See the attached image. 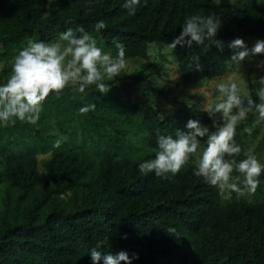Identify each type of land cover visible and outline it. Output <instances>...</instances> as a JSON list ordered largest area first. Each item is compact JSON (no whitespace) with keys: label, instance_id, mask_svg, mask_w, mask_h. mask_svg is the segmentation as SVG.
I'll return each mask as SVG.
<instances>
[{"label":"trees","instance_id":"obj_1","mask_svg":"<svg viewBox=\"0 0 264 264\" xmlns=\"http://www.w3.org/2000/svg\"><path fill=\"white\" fill-rule=\"evenodd\" d=\"M124 2L0 0V84L6 74L1 66L28 39L54 42L69 28L80 35L76 30L83 27L114 56L115 39L125 46V59H148L152 44L171 46L186 18L214 16L222 23L216 36L222 50L213 41H205L206 50L195 43L171 46L184 85L228 73L234 64L228 45L235 38L249 49L252 39H264V0H140L135 15ZM101 20L106 28L97 32ZM74 92L69 86L59 96L51 93L35 125L0 123V264H93L89 249L97 241H103L102 255L138 254L132 264H264V201L235 192L225 200L194 174V156L168 178L139 172L141 162L154 158L158 134L174 136L190 119L212 125L203 107L183 102L163 116L148 92L132 101L118 84L106 94L114 100L113 115L96 109L81 114L87 105ZM249 95L259 102L255 89ZM51 116L62 134H45ZM255 120L251 113L237 126V161L249 152L243 129ZM135 139L144 143V152ZM39 153H50L43 169ZM259 179L258 197L264 194V172Z\"/></svg>","mask_w":264,"mask_h":264},{"label":"clouds","instance_id":"obj_2","mask_svg":"<svg viewBox=\"0 0 264 264\" xmlns=\"http://www.w3.org/2000/svg\"><path fill=\"white\" fill-rule=\"evenodd\" d=\"M139 4L140 0H125L122 7L129 15H135ZM221 24L211 15H192L185 19L171 46L191 47L195 43L206 50L205 41H213L222 50V41L216 39ZM105 28L102 20L95 24L97 32ZM76 31L80 35L69 28L50 43L30 39L27 46L19 50L6 82L0 84V123L7 127L18 120L35 125L40 119L43 102L51 93L59 96L69 86L84 93L89 86L95 85L96 91L107 94L113 86L110 82L126 73L125 46L121 42L113 40L118 50L113 56L98 47L97 40L83 27ZM228 47L234 50L231 61L238 66L250 54L264 53V40H257L249 49L243 39L235 38ZM193 60L199 67V57L194 56ZM257 68L264 70V61H260ZM255 82L259 84L256 90L259 102L243 92L234 78L219 82L216 85L219 95L202 108L211 118V128L215 130L211 131L197 119H190L185 129L175 130L174 136L158 134L155 156L141 162L139 172L144 175L155 172L164 178H168L169 173L177 174L197 154L200 140L206 137V146L197 157L194 174L217 187L222 196L225 192H235L238 197L254 194L264 164L250 152L245 153L246 158L237 161L235 157L240 156L242 149L234 138L238 124L246 121L249 113L258 114L253 126L264 121V75ZM95 107V104L87 105L79 112L86 114ZM252 130V127L243 129L249 135ZM60 143V140L56 141L57 146ZM234 171L238 175L233 176ZM123 238H127L126 234ZM102 247L103 241H97L89 249L93 264H99L101 259L104 264H132L133 259H138V254L130 256L127 251L102 255Z\"/></svg>","mask_w":264,"mask_h":264},{"label":"rangeland","instance_id":"obj_3","mask_svg":"<svg viewBox=\"0 0 264 264\" xmlns=\"http://www.w3.org/2000/svg\"><path fill=\"white\" fill-rule=\"evenodd\" d=\"M40 1L41 4L45 3V0ZM232 1L234 0H222L223 3H229ZM94 38L97 40L98 47H100L104 52L111 54L109 50L103 47L99 38ZM30 39L34 40V38ZM30 39H28V41ZM257 40L261 39H252V44L254 45ZM13 58L8 60L6 65L3 64L1 66V70L6 71V74H3L2 76V81L4 83L10 74ZM125 61L126 73L116 77V80L111 83L113 85L122 84L123 92L127 93L132 101H137V99L140 98L141 93L145 90L150 94V98L152 99L156 109H158L163 116L170 112H174L176 106L183 102L193 103L201 107H204L206 103L213 102L219 95L216 91V85L228 78H234L240 85L241 90L250 94L253 89L257 90L259 87V84L255 81L258 80L259 76L264 75V70L257 68V64L260 61H264V53L256 55L250 54L243 61H241L238 66L234 63L233 66H231V70L225 75L193 85H184L182 79L179 77L178 68L173 61L171 46L152 44L150 46V55L148 59L137 57L125 59ZM162 90H165V92L162 93ZM79 96L83 98L85 105L95 104L97 112H108L109 115H113L115 113V105L113 104L114 100L112 96L102 94L96 91L95 88L90 90L86 89L84 93H80L78 91L73 93V97ZM250 114L251 113H249V115ZM257 115L258 114H255V118H257ZM46 124H50L51 127L49 126L45 128V134L49 136L62 134L63 131L61 127L57 126L56 119L53 116L49 117ZM39 126H41V124H39ZM248 127H252L253 129L251 135L244 132V136L247 138L248 151L252 152L260 160V162L264 164V121H261L258 125ZM209 128L211 130V126ZM136 142L137 146H140L141 151L144 152V143L140 140H136ZM204 147L205 143L203 139H201L197 154L193 155L195 162ZM136 149L137 147L131 149L129 151L130 154L136 151ZM49 155L50 153L38 154L41 169H43V160L48 158ZM236 175H238V173L233 176ZM242 197L248 199L249 201H264V194L258 197L254 193ZM223 198L225 200L231 199V193L225 192ZM1 204L0 199V207H2Z\"/></svg>","mask_w":264,"mask_h":264}]
</instances>
